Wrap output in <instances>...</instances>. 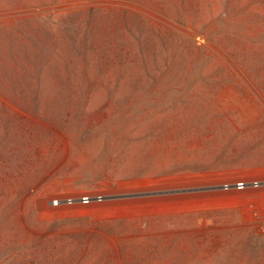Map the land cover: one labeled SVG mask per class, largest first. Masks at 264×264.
<instances>
[{
    "label": "rangeland",
    "instance_id": "obj_1",
    "mask_svg": "<svg viewBox=\"0 0 264 264\" xmlns=\"http://www.w3.org/2000/svg\"><path fill=\"white\" fill-rule=\"evenodd\" d=\"M245 178L264 0H0V264H264Z\"/></svg>",
    "mask_w": 264,
    "mask_h": 264
},
{
    "label": "built area",
    "instance_id": "obj_2",
    "mask_svg": "<svg viewBox=\"0 0 264 264\" xmlns=\"http://www.w3.org/2000/svg\"><path fill=\"white\" fill-rule=\"evenodd\" d=\"M219 189L223 191L238 190L244 191L247 189H259L264 187V179L245 178L232 181H224L218 184ZM105 199L104 194H79L56 197L52 199L53 206L89 204L91 202H101ZM264 224V214L262 216Z\"/></svg>",
    "mask_w": 264,
    "mask_h": 264
}]
</instances>
